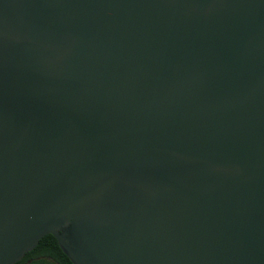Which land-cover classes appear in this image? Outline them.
Returning <instances> with one entry per match:
<instances>
[{"label":"water","instance_id":"1","mask_svg":"<svg viewBox=\"0 0 264 264\" xmlns=\"http://www.w3.org/2000/svg\"><path fill=\"white\" fill-rule=\"evenodd\" d=\"M46 235L264 264V0H0V264Z\"/></svg>","mask_w":264,"mask_h":264},{"label":"trees","instance_id":"2","mask_svg":"<svg viewBox=\"0 0 264 264\" xmlns=\"http://www.w3.org/2000/svg\"><path fill=\"white\" fill-rule=\"evenodd\" d=\"M29 257L31 261H27ZM16 264H72L67 255L52 235H46L39 240L35 248L26 253Z\"/></svg>","mask_w":264,"mask_h":264},{"label":"flooded vegetation","instance_id":"3","mask_svg":"<svg viewBox=\"0 0 264 264\" xmlns=\"http://www.w3.org/2000/svg\"><path fill=\"white\" fill-rule=\"evenodd\" d=\"M60 232V234H62L63 233V231H59ZM32 258H34V257H29L28 259H27V261L29 262V261H31L32 260Z\"/></svg>","mask_w":264,"mask_h":264}]
</instances>
